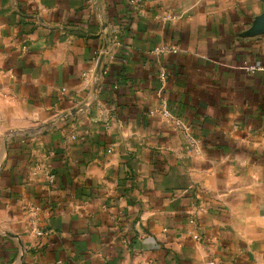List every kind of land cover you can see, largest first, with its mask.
Returning <instances> with one entry per match:
<instances>
[{
	"label": "crops",
	"instance_id": "0c3cea01",
	"mask_svg": "<svg viewBox=\"0 0 264 264\" xmlns=\"http://www.w3.org/2000/svg\"><path fill=\"white\" fill-rule=\"evenodd\" d=\"M263 17L0 0V264H264Z\"/></svg>",
	"mask_w": 264,
	"mask_h": 264
},
{
	"label": "built area",
	"instance_id": "2783aa9c",
	"mask_svg": "<svg viewBox=\"0 0 264 264\" xmlns=\"http://www.w3.org/2000/svg\"><path fill=\"white\" fill-rule=\"evenodd\" d=\"M168 47L167 46H161L159 48H156L155 49V52L159 53V52H164V51H167ZM172 51L176 52L177 51V48L176 47H171ZM257 67H251L249 70L251 72H254L256 70ZM86 76V74L84 75ZM160 79L161 81L164 83L166 81V74L164 72H162L160 74ZM163 115L165 117H168V114L166 112L163 113ZM174 123L176 125V127L183 133V135L185 136V139L187 140V142L191 145H193V139L191 137V130L189 127L183 125L180 121L178 120H174ZM51 171H49L50 173ZM49 181L50 183L54 182V175L52 174H49ZM43 233L42 232H39V235H42Z\"/></svg>",
	"mask_w": 264,
	"mask_h": 264
},
{
	"label": "water",
	"instance_id": "95a60500",
	"mask_svg": "<svg viewBox=\"0 0 264 264\" xmlns=\"http://www.w3.org/2000/svg\"><path fill=\"white\" fill-rule=\"evenodd\" d=\"M261 22H263V26H264V17L262 18Z\"/></svg>",
	"mask_w": 264,
	"mask_h": 264
},
{
	"label": "rangeland",
	"instance_id": "374dc122",
	"mask_svg": "<svg viewBox=\"0 0 264 264\" xmlns=\"http://www.w3.org/2000/svg\"><path fill=\"white\" fill-rule=\"evenodd\" d=\"M0 165H1V155H0Z\"/></svg>",
	"mask_w": 264,
	"mask_h": 264
}]
</instances>
